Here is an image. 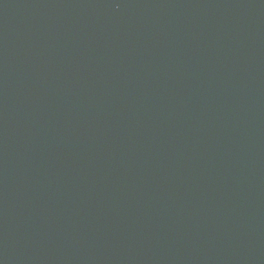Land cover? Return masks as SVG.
<instances>
[{"label": "water", "instance_id": "water-1", "mask_svg": "<svg viewBox=\"0 0 264 264\" xmlns=\"http://www.w3.org/2000/svg\"><path fill=\"white\" fill-rule=\"evenodd\" d=\"M0 264H264V0H0Z\"/></svg>", "mask_w": 264, "mask_h": 264}]
</instances>
